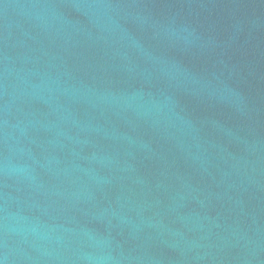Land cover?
I'll use <instances>...</instances> for the list:
<instances>
[{
	"label": "water",
	"instance_id": "95a60500",
	"mask_svg": "<svg viewBox=\"0 0 264 264\" xmlns=\"http://www.w3.org/2000/svg\"><path fill=\"white\" fill-rule=\"evenodd\" d=\"M0 264H264V0H0Z\"/></svg>",
	"mask_w": 264,
	"mask_h": 264
}]
</instances>
